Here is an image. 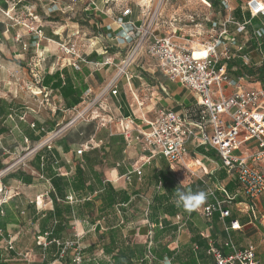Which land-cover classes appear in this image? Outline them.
I'll return each instance as SVG.
<instances>
[{"label":"crops","instance_id":"crops-1","mask_svg":"<svg viewBox=\"0 0 264 264\" xmlns=\"http://www.w3.org/2000/svg\"><path fill=\"white\" fill-rule=\"evenodd\" d=\"M204 1L211 8V17L205 15L201 25L207 28L210 24L205 22L207 19L221 21L228 17L229 12L219 1L214 7ZM245 1L229 0L235 19L240 23L249 22L245 32L236 34L242 48L230 46L233 55L223 60L226 66L229 61L235 63L228 70L232 77L238 76L234 72L242 65L250 68L264 65L247 64V59L253 56L264 61V15L251 17L243 8ZM143 2L148 0H69L60 2L65 12L43 14L42 19L36 12L34 15L40 20L43 34L50 40H41L37 52L33 44L28 51H22L15 41L16 34L23 32L21 27L8 19L0 20V97L6 101L5 110L0 113V126L4 127L0 133V160L8 168L0 177V205L13 199L19 210L11 218L0 210V223H3L0 225V264H65L64 257H58L61 245L56 240H76L82 264H118L114 259L118 250L135 245L142 254L135 248L134 256L120 264H213V257L207 254L209 239L224 254L232 251L224 246L228 239L237 249L252 244L257 259L264 264V251L260 252L256 244L257 239L264 238V232L259 229L260 226L264 230L260 223L264 194L257 211H238L236 204L241 202L246 207L247 199L235 178L227 176L226 172V177L216 179V173L224 169L213 149L187 145L191 172L182 166H171L162 155L152 154L139 142L128 144L114 127L94 128L93 124L77 131L74 139L63 134L51 139L48 146L34 148L54 127L73 117L87 95L97 94L113 77L115 65L95 67L93 62L106 59L115 64L119 62L126 50L119 36H123L121 31L126 27L114 20L129 7L131 12L123 21L138 24L142 19L140 5ZM193 7L189 0H169L158 34L177 30L179 43L201 40L203 37L196 34L198 25L188 19L191 14L187 11ZM74 15H80L84 22L80 23ZM55 16L57 19L53 20ZM186 21L192 24H185ZM228 30L234 33L232 25ZM256 30L262 33L258 41L253 36ZM102 32L105 38L99 37ZM23 37L28 42L33 40L31 35ZM68 39L75 40L85 58L79 63V69L72 65V56L58 48V42ZM36 53L45 56L44 61L36 65L38 83L34 82L31 72ZM140 57L142 63L152 65L148 56ZM130 74L129 81L119 78L116 94L108 93L104 97L101 105L107 109L106 114L152 117L154 110L163 107L184 115L193 104L194 95L190 90L153 67H133ZM26 86L38 93L31 95ZM50 91L54 103L48 99L40 105L44 93ZM22 114L24 118L20 119ZM31 122L34 127L30 126ZM92 149L99 151L100 159L93 166L82 158L83 153ZM211 151L214 155L209 154ZM110 153L114 158L109 162ZM78 167L83 171L84 188L74 190L71 182L76 180ZM17 170L30 179L29 183L7 177ZM163 171L171 181L167 188L163 185ZM104 184L124 191L127 199L119 196L112 204L102 202ZM178 188L205 191L207 198L191 210L177 207L174 193ZM209 188L214 189V196L208 194ZM222 190L234 196L230 203L223 204L229 209V215L222 217L216 210L205 219L201 212L207 204L225 200ZM67 206L69 213L66 214L63 209ZM55 207L61 212L42 227L41 219ZM233 221H237L238 228L230 227ZM43 242L47 244L44 246ZM70 255L71 251L68 256L72 258Z\"/></svg>","mask_w":264,"mask_h":264},{"label":"built area","instance_id":"built-area-1","mask_svg":"<svg viewBox=\"0 0 264 264\" xmlns=\"http://www.w3.org/2000/svg\"><path fill=\"white\" fill-rule=\"evenodd\" d=\"M3 1L7 3V7L3 8L0 2V12L23 30L15 36V41L20 44L22 51H28L33 44L37 52L41 40L50 41L43 34L38 16L33 14L28 22H17L10 15L8 0ZM151 1L148 0L140 5L142 19L138 24L123 21V17L131 12L129 7L124 8L121 16L115 18L116 23L126 27L121 31L123 36H119L126 48L125 53L117 64L107 59L104 62H93L95 67L115 65L116 72L97 94H89L84 98L88 103L76 111L68 125L78 119L92 121L100 118L101 126L114 127L128 144L131 141L139 142L152 154L162 155L171 166H182L189 171H191V159L187 145L211 148L215 151L227 176L235 178L240 192L247 199L246 207L242 206L241 202L236 204L238 211L255 212L260 197L264 194V82L255 80L257 82L254 86L245 87L242 80L247 81L250 77L248 75L232 77L225 62L233 55L230 46H235L238 50L242 48V44L238 45L236 34L245 32L249 22H238L232 14L229 0H218L229 12L228 17L221 21L204 19L205 22L210 23L207 28L201 25L202 22H196L199 30L196 34L203 38L179 43L177 30L165 35L158 34L164 18V9L169 0H156L154 5H151ZM243 8L253 18L264 15V0H246ZM65 9L51 1L45 14L65 12ZM188 19L193 22L192 16ZM229 25L233 26V34L228 30ZM24 35H31L33 40L26 41ZM105 35V32H102L99 37L105 38ZM253 36L258 41L262 33L256 30ZM196 42L197 44H194ZM57 45L64 54L72 56V65L79 69V63L85 61V58L75 40L68 39L66 42H58ZM194 46L204 49L206 54L200 57L194 56ZM143 54L153 61L152 65L140 61V56ZM35 56L36 60L32 64L31 72L34 82L38 83L36 65H40L45 56L38 53ZM137 66L143 69L153 67L169 80L190 90L194 95V101L186 113L179 115L170 108L161 107L154 110L152 117L143 114L140 118L134 115L124 117L106 114L107 109L101 105L102 100L108 93L116 94L119 78L125 77L129 81L130 70ZM26 89L33 96L38 93L28 86ZM52 95L51 91L44 93L40 105L48 102V99L54 103ZM23 118L22 114L20 119ZM137 119L140 121L137 122ZM30 126L35 125L31 122ZM59 132H52L34 148L48 146L51 139ZM7 170L8 168L1 170L0 177ZM222 191L226 195L225 200H215L203 208L201 213L205 219H209L216 210L222 217L229 215V209L224 208L223 204L230 203L234 196ZM208 194L214 196V189L209 188ZM260 223L264 228V213L260 217ZM230 227L238 228L237 221L231 222ZM56 243L61 245L59 257H63L66 251L70 250L71 262L82 264V254L76 240L64 242L56 240ZM46 244L43 242L44 246ZM224 246L231 248L232 251L224 254L221 248L209 239L207 254L213 257V264H260L252 244L237 249L228 239L224 242Z\"/></svg>","mask_w":264,"mask_h":264},{"label":"trees","instance_id":"trees-1","mask_svg":"<svg viewBox=\"0 0 264 264\" xmlns=\"http://www.w3.org/2000/svg\"><path fill=\"white\" fill-rule=\"evenodd\" d=\"M1 4L2 7L5 8L6 4L3 0H1ZM208 2L211 3V5L214 7L217 3L218 0H206ZM94 57H97V55L94 53L93 55ZM235 63L232 61H229L227 63V69L230 70L231 67L234 65ZM241 66V65H239ZM243 67H241L240 69L236 70L234 72L235 75H242L244 73H247L248 76L253 77L255 80L264 82V65L261 67H257V68H250V67H246L244 65H242ZM5 106H6V101L0 97V113H2L5 110ZM4 131V127L0 126V133H2ZM36 140L39 139V137L35 138ZM83 161L91 166H93L94 163L100 162L99 159V151L97 149H92L90 151H88L87 153H83L82 155ZM5 168V165L1 162L0 160V171L3 170ZM161 176V175H160ZM7 177H12V178H17L20 179L22 182L24 183H29V178L24 176V173L22 171L17 170L15 173H10L7 174ZM76 178V180L74 182H71V187L74 190H81L84 188V176H83V171L78 167L76 169V175L74 177V179ZM1 179V178H0ZM162 180L164 187H168L170 186V179H168L166 177V172L163 171L162 172ZM58 182H61V179L58 178ZM65 185H67V183H65ZM59 186V185H58ZM56 184V187H58ZM99 186L102 187V185L99 184ZM100 187V189H102ZM93 187H90V189H92ZM88 189V188H87ZM1 191V190H0ZM102 193V202L106 203L108 205L112 204V202L118 197L120 196L121 199H127L124 191H116L114 190L111 186H109L108 184H104L103 186V191ZM0 210H2L4 212V216L7 215L9 216V218L13 217V213H18V207L16 206L15 202L13 199L9 200L6 203H2L0 205ZM64 212L63 213H69V207H64ZM61 211H59V209H57V207L54 208L53 212H47L44 216V218L41 219L40 223L43 226H45V224L52 218V216L56 215L58 213H60ZM3 223H0V225ZM41 230H44L43 228ZM135 248H139V246L135 245L133 248H127L126 250H118V252L115 254L114 259L115 261L120 264L122 261H125L126 259H130L131 257L134 256L135 252ZM70 250H67L66 253L64 254V260H65V264H70L71 263V258H69L68 254H69ZM60 252V251H59ZM106 253H109L110 251L105 250ZM137 252H139L140 254H142V250L139 248V250L137 249ZM58 257H59V253H58Z\"/></svg>","mask_w":264,"mask_h":264},{"label":"rangeland","instance_id":"rangeland-1","mask_svg":"<svg viewBox=\"0 0 264 264\" xmlns=\"http://www.w3.org/2000/svg\"><path fill=\"white\" fill-rule=\"evenodd\" d=\"M51 1L55 2L56 4H60V2H68L69 0H8V5L10 8V15L13 17V19L15 21L20 22V23L28 22L31 19L30 16H32L36 12L38 13V15L42 19L43 18L42 15L45 14L44 12L46 10L45 5L47 3L50 5ZM189 1L192 2V4H194V7L192 9H190L189 11H187V13L191 14V16L193 18V23L202 22L201 21L202 18H204L205 15H209V12L211 11V8L209 7L208 3L205 2L204 0H189ZM0 2H2V1L0 0ZM155 2H156V0H152L153 5L155 4ZM81 5H82V2L79 1V8H81ZM6 7H7V3H6ZM43 9H44V11H43ZM79 10H81V9H79ZM42 11H43V13H42ZM209 16L211 17V15H209ZM209 16H207V17H209ZM74 17H76L80 23H81V21L84 22L81 19L80 15H76V16L74 15ZM1 19L2 20L7 19L6 16L2 12H0V20ZM56 19H57V16H55L53 18V20H56ZM185 24H192V23H190L189 21H186ZM17 26H19V25H17ZM194 44H197V42ZM251 63L259 66L260 64H263L264 61L258 56H253L252 59H250V60L247 59V64H251ZM256 82L257 81H255L254 78H250L247 81L242 80V83L245 87L254 86ZM86 103H88V100H85L83 105L80 108H78V110L82 109ZM75 114H76V111L74 112L73 116ZM71 117L65 119L63 121V123H61L59 126L54 127L53 130L49 133L60 131L59 134L57 135V137L61 136L63 134H67L68 136H70L71 139H74V138H76V134L79 131L86 130V126L88 124H93L94 128H96L97 126L101 127V125H100L101 119L100 118H97L96 120H92V121H85L82 119H78L76 121L75 125L74 124L68 125ZM79 121H82V122H79ZM89 122H92V123H89ZM46 136H47V134H46ZM213 153H214L213 151L209 152L210 155H214ZM113 158L114 157H112V154L110 153V156H108L109 162L112 161ZM8 162H13V161H8ZM10 164H12V163H10ZM224 177H226L225 170H220L216 173V179H222ZM259 229L264 232V230H262V228L260 226H259ZM256 244H258V250L260 252H263L264 251L263 250L264 249V238L260 237L259 239H257ZM261 262H262V260H261Z\"/></svg>","mask_w":264,"mask_h":264},{"label":"clouds","instance_id":"clouds-1","mask_svg":"<svg viewBox=\"0 0 264 264\" xmlns=\"http://www.w3.org/2000/svg\"><path fill=\"white\" fill-rule=\"evenodd\" d=\"M174 203L177 207H183L187 210H191L200 204H202L206 198L207 193L205 191H191L181 188L176 189Z\"/></svg>","mask_w":264,"mask_h":264},{"label":"bare ground","instance_id":"bare-ground-1","mask_svg":"<svg viewBox=\"0 0 264 264\" xmlns=\"http://www.w3.org/2000/svg\"><path fill=\"white\" fill-rule=\"evenodd\" d=\"M205 50L202 49V48H199L197 46H194V50H193V55L196 56V57H200V56H203L205 55Z\"/></svg>","mask_w":264,"mask_h":264}]
</instances>
